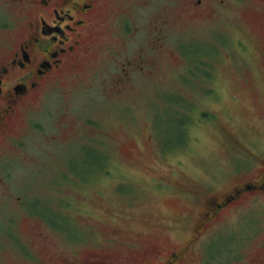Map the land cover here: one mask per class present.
Instances as JSON below:
<instances>
[{
	"label": "rangeland",
	"instance_id": "rangeland-1",
	"mask_svg": "<svg viewBox=\"0 0 264 264\" xmlns=\"http://www.w3.org/2000/svg\"><path fill=\"white\" fill-rule=\"evenodd\" d=\"M108 7V27L83 57L80 80L66 72L45 87L0 142V264H50L54 250L63 255V231L84 239L89 231L115 254L181 246L190 232L170 221L196 208L194 183L211 197L260 176L264 0H111ZM119 13L130 15L123 34L131 38L112 59L100 54ZM14 14L0 0V25ZM6 29L0 44L11 37ZM155 39L152 76L132 71L121 81L119 62L150 51ZM228 208L184 264H207L199 244L218 227L207 259L238 252L232 264H264V193Z\"/></svg>",
	"mask_w": 264,
	"mask_h": 264
},
{
	"label": "flooded vegetation",
	"instance_id": "flooded-vegetation-1",
	"mask_svg": "<svg viewBox=\"0 0 264 264\" xmlns=\"http://www.w3.org/2000/svg\"><path fill=\"white\" fill-rule=\"evenodd\" d=\"M201 1L190 0V3L200 5ZM8 3L14 8L15 14L6 24L0 25V31L7 30L6 28L11 31V37L0 44V142L11 138L12 127L21 108L37 98L45 87L56 83L66 72H70L75 80H80L81 76L77 70L83 62V57L94 50L100 42L101 37L96 36L97 33L108 27L103 14L105 12V17L111 0H8ZM113 16L111 25L114 28L113 33L110 34V40L103 41L104 51L100 54L102 56L106 54L112 59L131 38V35L123 34L128 30L130 15L119 13ZM156 23L161 21L157 18ZM116 27L118 30H115ZM156 27L160 28L157 24ZM160 33L159 41L163 39L162 29ZM113 38L118 43L117 47L107 44ZM155 42L156 39L150 51L143 52L140 49L138 58L125 60V63L119 62L122 68L118 69L124 76L120 78L121 81L128 79V74L132 71L138 76L146 78L152 76L157 60L153 54V49L158 46ZM101 61L104 62V59ZM127 68H130L129 71ZM20 118L23 121L27 120L26 115ZM260 172L258 180L252 184L238 182L222 194L210 195L211 197L203 196L199 184L194 183V189L200 192H193L195 193L193 195L191 193L194 199L192 206L196 208L187 210L180 220L170 221L174 225L183 226L184 229L187 227L190 232L186 242L181 246L173 247V244L150 248L138 246L130 253L128 247H124L122 252L115 254L111 251V244L101 246L99 239L92 236L89 231L85 239L72 237L70 232L63 231L65 235L62 244L63 255L61 257L59 251L54 250L52 259L49 260L50 264H184L186 253L199 242L197 240L206 232L205 228L223 219L230 209L228 207L238 203L244 195L252 191L264 193V162ZM161 223L167 224L164 220ZM236 224L228 226L235 227ZM220 228L211 230L209 235L211 237L218 235ZM209 237L201 240L199 244H203L201 253L204 252L203 258L207 264L239 262L241 257L238 252L236 256L230 253L225 259H207V250L218 243L217 240L212 243L215 237L211 240ZM86 240L91 241L86 243Z\"/></svg>",
	"mask_w": 264,
	"mask_h": 264
}]
</instances>
